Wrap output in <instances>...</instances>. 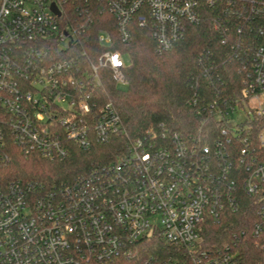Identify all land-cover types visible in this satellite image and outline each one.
<instances>
[{
    "label": "built area",
    "instance_id": "2783aa9c",
    "mask_svg": "<svg viewBox=\"0 0 264 264\" xmlns=\"http://www.w3.org/2000/svg\"><path fill=\"white\" fill-rule=\"evenodd\" d=\"M66 1L0 0V166L14 147L57 159L74 146L90 150L126 136L113 104L97 95L107 69L126 84L124 56L108 48L113 39L105 31L97 38L107 49L78 53L81 28L65 21ZM222 1L264 14V0L108 5L121 41H131L136 23L168 51L200 20L201 5ZM197 113V134L164 128L128 138L116 160L58 187L21 179L0 185V264H237L228 244L205 250L201 242L205 220L234 208L241 193L257 200L252 232L264 249V45L251 51L242 93L217 94ZM158 240L180 253L147 252Z\"/></svg>",
    "mask_w": 264,
    "mask_h": 264
},
{
    "label": "trees",
    "instance_id": "16d2710c",
    "mask_svg": "<svg viewBox=\"0 0 264 264\" xmlns=\"http://www.w3.org/2000/svg\"><path fill=\"white\" fill-rule=\"evenodd\" d=\"M108 2L67 0L63 4L64 19L81 28L79 37L83 42L78 53L86 50L91 55L107 49L97 38L100 31H105L113 39L108 48L128 58L123 69L126 84H119L107 69L102 77L104 87L97 92L104 103L111 102L115 107L126 136H114L90 150L74 146L66 157L57 159L36 152L24 154L14 147L9 162L0 166V185L21 179L44 189L58 187L93 165L116 160L128 138L149 131L160 133L164 128L183 135L197 134L202 118L197 108L217 94L232 98L240 95L250 69L251 51L264 45V14L245 8L242 1L235 7L225 1L201 5L200 20L189 24L184 36L168 51L158 50L151 31L136 23L131 28V41H121ZM194 97L196 105L190 104ZM213 124L212 120L206 125ZM257 210L256 198L241 193L234 208L224 209L219 219L205 220L202 248L214 250L228 244L237 264H264V249L252 232ZM145 249L161 256L180 253L161 240L149 243Z\"/></svg>",
    "mask_w": 264,
    "mask_h": 264
},
{
    "label": "water",
    "instance_id": "95a60500",
    "mask_svg": "<svg viewBox=\"0 0 264 264\" xmlns=\"http://www.w3.org/2000/svg\"><path fill=\"white\" fill-rule=\"evenodd\" d=\"M52 6H53V8L55 9L56 13H57L58 15H60V11H59L58 9H56V5L53 4Z\"/></svg>",
    "mask_w": 264,
    "mask_h": 264
},
{
    "label": "rangeland",
    "instance_id": "374dc122",
    "mask_svg": "<svg viewBox=\"0 0 264 264\" xmlns=\"http://www.w3.org/2000/svg\"><path fill=\"white\" fill-rule=\"evenodd\" d=\"M124 59H125V61H127L128 60V58L127 57H124ZM123 86V85H122ZM244 114H241V116H243ZM241 116H240V118H241Z\"/></svg>",
    "mask_w": 264,
    "mask_h": 264
}]
</instances>
